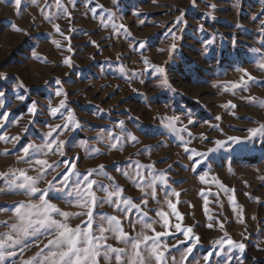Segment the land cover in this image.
Segmentation results:
<instances>
[{"label": "rangeland", "instance_id": "1", "mask_svg": "<svg viewBox=\"0 0 264 264\" xmlns=\"http://www.w3.org/2000/svg\"><path fill=\"white\" fill-rule=\"evenodd\" d=\"M59 2L67 12L56 7V0L35 4L22 0L19 8L14 0H0V73H7L0 79V135L9 137L0 139V173L11 176L25 170L36 177L42 166L36 165L35 159L47 160L53 167L37 187L48 188V181H53L48 199L62 211L85 213L66 220L70 226L83 227L87 209L64 195L73 191L77 179L71 175V165L75 164L81 176L104 165V172L93 173L90 179L102 182L110 191L119 185L123 198L131 197L140 209L124 215L121 208L105 202L98 205L94 216H119L130 236L142 230L154 235L139 222L147 219L142 217L147 213L152 218L147 222L156 221V231L172 233L161 240L162 245H168V250L160 249L165 251L162 264H239L241 259L244 264H264V134L253 137L249 132L264 124V104L259 103L264 101V68L259 67L264 56V0H196L195 7L192 0ZM212 4L216 7H210ZM182 12L186 25L176 29L175 19ZM13 23L22 31L14 30ZM114 24L125 27L118 29ZM54 25L60 26V32ZM170 29L176 32L175 37ZM209 40L214 42L207 46ZM69 57L71 66L64 63ZM152 65L165 72L150 71ZM245 69L257 82L234 88L242 78L247 81ZM57 78L67 93V107L54 116L50 107L65 99L54 94ZM165 79L170 88L162 86ZM21 95L26 99H18ZM248 97L256 99L249 101ZM33 101L38 107L35 115L28 111ZM229 102L235 107H227ZM68 110L74 111L82 127L71 130L70 125L59 135V141L65 142L64 155L53 146L43 155L19 159L28 144L43 145L54 138L60 130L49 138V125H63ZM168 117H179L175 126L187 130L177 133L167 128ZM121 120L138 141L125 138L117 148H110L109 143L115 141H109L108 135L121 134ZM101 133L105 139L99 138ZM230 136L241 141H228V146L218 151H207L215 147L216 140ZM185 146L205 156H194ZM137 162L153 166L139 169L143 180L135 174ZM161 171L168 178L167 185L159 179L152 185L153 176L159 177ZM65 175L70 177L66 185ZM93 190L98 198L107 196L95 185ZM39 195L12 189L7 178L0 179V221L18 223L15 206L22 201L36 203ZM144 200L147 203H142ZM168 201L177 204L182 220L173 214ZM161 210L169 215L167 227L157 215ZM55 218L65 220L59 215ZM221 222L223 229L218 226ZM176 223L192 226L199 243L186 240L175 230ZM209 223L212 228L207 227ZM8 231L7 224H0V233ZM228 237L243 241L245 251L224 243ZM49 238L47 232L26 237L23 243L9 247L14 255H5L0 264H23ZM107 243L125 247L111 235ZM192 245L196 246L189 254L187 248ZM141 251L147 264H157L143 245ZM100 264H105L103 259ZM112 264H118L115 254Z\"/></svg>", "mask_w": 264, "mask_h": 264}, {"label": "snow or ice", "instance_id": "2", "mask_svg": "<svg viewBox=\"0 0 264 264\" xmlns=\"http://www.w3.org/2000/svg\"><path fill=\"white\" fill-rule=\"evenodd\" d=\"M38 0H31V3L35 4ZM22 0H14V4L17 8L21 6ZM73 4H75V0H73ZM191 6H196V0H192ZM56 7L62 11L67 12V8L62 5L59 0H56ZM102 7V6H101ZM210 7L215 8L214 4L210 5ZM264 14V13H262ZM71 16V13H68ZM110 15H114V13L110 12ZM183 12L180 16L176 17L173 27L178 29L181 25H186V21L183 18ZM264 24V21H261ZM114 27L124 28V25ZM57 32H60V26L54 25ZM12 28L16 31H22V29L18 28L15 23L12 24ZM200 30H203V25L199 26ZM173 37L176 36V32L172 29L169 30ZM182 38V37H180ZM214 40L206 41V45L210 46ZM57 45H59V41H54ZM91 43L96 44L95 41H91ZM97 47H99L97 45ZM140 47H143V42H141ZM177 45L173 43L171 48L175 51ZM69 50L71 48L69 47ZM207 50V48H206ZM35 55V54H34ZM64 63L71 66V58H65ZM147 63V60H145ZM260 68H264V56L261 57V62L259 63ZM150 71H156L158 73L163 74L165 69L158 65H152L149 69ZM121 71L124 69L121 67ZM245 75L247 76V81L241 79L240 84H233V87H244L247 86L248 82H257L256 78L253 77L250 73L245 69ZM134 75H139V73H134ZM7 73H0V79L6 78ZM56 84L58 85L55 96L59 97L63 95L65 99H62L57 107H50V111L52 115H57L61 113L63 109L67 107L66 104V96L67 93L64 92L62 87V82L59 78L56 79ZM21 87H24L23 83H20ZM163 87H169L168 81L165 79L162 81ZM2 95V93H0ZM18 99L24 100L25 96H18ZM249 101H255V97H248ZM259 103L264 104V101H260ZM227 107H235L231 102L228 103ZM28 111L35 115L38 111L37 102L33 101L31 107ZM65 123L63 125H56L54 128L49 125L50 131L47 133L49 138L53 137V133H57V130H60L57 135L46 141L43 145H35L28 144L24 147L23 157H19V159H24L25 157H29L31 155L39 156L45 154V149L48 151L53 150V146H55V150L59 151L61 155H64L63 145L64 141H59V135L63 134L64 130H69V126H73L71 130L78 129L82 127V125L77 120L74 111L68 110L66 116L64 117ZM136 119V118H134ZM166 127L175 131L177 133L181 131H186L187 129H179L175 126V122L179 119V117H168ZM217 120H220L221 117L217 116ZM189 123H193L191 119H189ZM119 125L121 126V134L113 135L109 133L108 140L115 141L110 142V148H117L119 144L123 143L125 138L130 139L133 142H137L138 138L131 134L125 127V122L123 120L119 121ZM2 126V125H0ZM212 127H219L218 125H213ZM249 132L251 136H256L258 134H264V124L260 125V127L250 128ZM100 139H105L104 135L99 134ZM0 139L9 140V137L6 135H0ZM11 139H17L16 137H12ZM183 139V137H181ZM204 139H207L205 136ZM245 139H248L247 137ZM59 141V143H57ZM228 141H233L239 143L241 141L240 137L230 136L228 140H216L215 147L210 148L207 151L213 152L218 151L221 148L228 146ZM187 143V142H185ZM83 146V145H81ZM31 150V151H30ZM7 152V149L5 150ZM98 151V150H97ZM185 151L192 153L194 156H205L203 152H197L194 149H190L185 146ZM35 164L42 166L40 168V175L33 177L27 174L25 170H17L13 172L11 176L9 173H0V179L7 178V182L10 184L12 189H23L26 193L35 195L39 193V201L34 203L32 201L27 202H19L14 210L18 220V223H7L4 221H0V224H7L9 228L8 232L0 233V261H2L5 255H14V253L9 252V247L21 244L24 242L26 237L32 236L36 237L38 235L47 232L51 238L47 240V243L43 245V248L36 253L35 256L30 257L27 260L23 261V264H100L101 259L104 260L105 264H112L113 254H115V260L118 264H147V260L141 251V246H144V250L150 253V256H153L157 262V264H162L165 258V251H161V247L165 250H168V245L161 244V240L164 236L170 235L172 233L168 231H156L153 228V224L156 223L155 220H152L151 223L147 222V220H151L152 218L147 217V213H142V217H146L147 219H141L139 222L143 225V229H151L154 235H147L143 230L140 233H137L135 236H130L128 232H126L122 227V222L119 216L116 215H99L94 216L95 209L99 204L102 203H111L115 204L117 208H121V211L124 215H127L128 212L135 208L140 209V205L133 203L132 198H123V188L119 185H116L115 190L110 191L109 188L95 179H90L93 176V173H103L104 165H100L97 169L88 170L87 174L82 175L78 170L75 169V164H72L71 167L73 172L71 175H75L77 179L74 182L73 191L65 192L64 195L66 197H71L75 200L77 206L87 209L86 216L87 220L82 221L83 227L81 225H76L75 227L70 226L66 220L69 216L72 215H85V213H70L68 211H62L56 204L51 203L50 199H48V189L54 188L53 181H48V188L40 189L37 187V184L40 182L42 176L46 173L47 169L52 168L53 165L49 164V162L45 159H35ZM31 163V161H29ZM144 167L153 168L152 165H142L137 162V168L134 170L135 174L143 180V175L139 171ZM106 174V173H105ZM125 176H128V172H124ZM69 175H65L63 179V184H67L69 181ZM55 180V177L53 178ZM109 179H112L109 177ZM159 179L165 185L168 183V178L166 174L161 171L159 177L153 176L152 185L155 184L156 180ZM201 180H204L205 177L201 176ZM22 181V182H18ZM97 186V190H103L107 193V196L104 198H98L96 195V191L93 190V186ZM226 191H233L225 189ZM174 191V190H173ZM154 194V192H153ZM175 196L179 197L180 193L174 191ZM113 197H121L120 200H113ZM234 201L235 197H231ZM259 199V198H256ZM142 203H147L146 200L142 201ZM169 207L172 209L173 214L178 219H183L182 214L177 211V204L168 201ZM205 208H207V201L205 200ZM56 215L64 217L65 220L61 221L55 218ZM157 215L163 219L164 225L167 227L169 225V215L167 212L163 210L157 212ZM211 219V218H210ZM95 224V228H94ZM221 229L224 228L223 223H219L218 225ZM208 228H212L213 224L209 223L207 225ZM174 228L177 232L181 233L186 240L195 239L197 243H199L200 237L193 232L192 226L183 227L181 223H176ZM109 235L117 240H121L125 247L117 248L109 245L107 243L109 239ZM225 236H228L227 232H225ZM151 242V247L149 248L148 242ZM221 241H217L220 243ZM227 243L234 249H239L241 253H243L246 249V244L243 241H235L231 237H228L226 241ZM196 245H192L187 248V252L189 254L192 253L193 248ZM47 250V251H45ZM207 259V258H206ZM239 264H244V261L241 259Z\"/></svg>", "mask_w": 264, "mask_h": 264}]
</instances>
